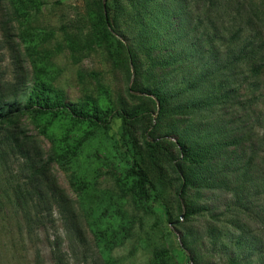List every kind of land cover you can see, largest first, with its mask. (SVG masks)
I'll return each mask as SVG.
<instances>
[{"label": "rangeland", "instance_id": "obj_1", "mask_svg": "<svg viewBox=\"0 0 264 264\" xmlns=\"http://www.w3.org/2000/svg\"><path fill=\"white\" fill-rule=\"evenodd\" d=\"M38 82L140 116L104 128L32 117L20 108ZM145 89L168 97L162 113ZM9 103L0 264H264V0H0ZM184 139L201 164L181 159ZM134 164L146 211L124 193ZM193 207L205 211L185 216Z\"/></svg>", "mask_w": 264, "mask_h": 264}, {"label": "trees", "instance_id": "obj_2", "mask_svg": "<svg viewBox=\"0 0 264 264\" xmlns=\"http://www.w3.org/2000/svg\"><path fill=\"white\" fill-rule=\"evenodd\" d=\"M101 11L103 12L102 21L107 23L108 12L104 6L103 2H99ZM103 7V10H102ZM150 91L151 95L154 96L157 104V113L160 114L164 111L163 104L167 102L168 97L157 92V90H147ZM26 100L23 102L20 111H25L32 117H41L45 115H50L51 117L58 116L60 112H65L66 116L70 121L73 122H89L95 127H106L113 115L120 117L123 123L135 122L138 120L139 116L135 111H122V110H111L103 109L99 111H94L92 108H86L84 105H75L70 102L65 101L64 97L58 91V89H52L46 87L45 84L38 82L33 88L27 92ZM14 104L9 103L6 107L0 108V122L6 121V111H8ZM143 142L145 146L150 149L157 147L158 143L154 138L146 132L144 128L142 132ZM177 148L181 155V159L189 163H202V157L198 150L187 144V141L178 140ZM79 144L70 146L61 154V159L63 163H68L72 161L78 154ZM124 179L129 181V185L124 190L125 195L128 197L129 203L138 208L146 211L149 207L148 201L151 199V195L148 190V180L145 172L137 167L135 164L130 165L124 174ZM182 187H180V192H183L184 187L188 184V180L182 179ZM77 186V190H78ZM205 211L204 208L193 207L190 210L184 212V215H190L195 212ZM121 230V228L119 229Z\"/></svg>", "mask_w": 264, "mask_h": 264}]
</instances>
